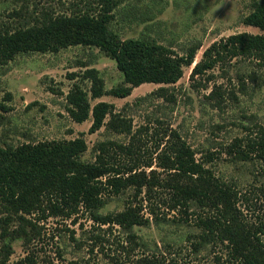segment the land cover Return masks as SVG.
Returning <instances> with one entry per match:
<instances>
[{"label":"rangeland","instance_id":"obj_1","mask_svg":"<svg viewBox=\"0 0 264 264\" xmlns=\"http://www.w3.org/2000/svg\"><path fill=\"white\" fill-rule=\"evenodd\" d=\"M97 1L0 0V30L32 24L43 12L69 14L85 5L98 7ZM254 2L264 0H124L115 10L113 26L122 39L150 37L178 55L184 54L189 45L200 42L195 55L197 62L215 41L241 32L264 34L261 28L243 22L253 11ZM87 67L100 70L106 89L123 81L115 59L96 46L70 45L55 52L22 51L7 62L0 60L1 144L17 147L84 134L88 149L82 158L95 161V146L100 141L131 143L142 162L152 161L153 166L146 171L154 169L155 181L203 186L196 177L157 166L158 148L167 142V132L179 131L200 158L207 151L218 152L235 137L246 135V126L253 127L256 123L264 126V78L248 81L247 92L239 90L237 74L243 72L247 77L256 64L253 59L235 57L198 76L201 84L197 86L190 79L192 66H184V74L175 84L145 82L127 97L103 95L91 100L92 105L101 100L114 103L117 110L133 121V130H140L135 137L106 126L90 133L92 117L74 121L66 100L74 83L89 89L90 82L81 81V73ZM73 72L78 76L71 78ZM161 86L170 88L176 102L157 95L138 101ZM217 86L222 95L209 99L207 95ZM230 90L237 99L229 94ZM221 97L224 101L218 106L215 103ZM117 151L115 147L110 150L109 161L116 162V157L118 160L122 157V162L129 160ZM217 157L212 164L216 175L236 181L241 189L264 182L257 160H234L226 153ZM134 192V188H129L119 196L109 197L101 212L124 210L129 201H136ZM172 193L161 184H156L150 193L143 189L137 201L143 200L146 208L142 213L150 223L134 226L136 236L119 225L96 222L82 207L78 213L66 217L55 214L46 198L42 210L15 213L0 200V263L5 258L4 245L11 246L6 264H14L26 256L34 264H143L142 258L152 254L167 258V262L174 259L176 264H214L217 255L226 259L227 250H222L220 243L195 247L201 229L192 216L186 220L184 212L170 208ZM253 201L256 213H261L260 201ZM150 209L155 214H150Z\"/></svg>","mask_w":264,"mask_h":264},{"label":"trees","instance_id":"obj_2","mask_svg":"<svg viewBox=\"0 0 264 264\" xmlns=\"http://www.w3.org/2000/svg\"><path fill=\"white\" fill-rule=\"evenodd\" d=\"M124 0H98L97 6L85 5L69 14L52 15L43 12L32 24H23L14 29L0 30V60L7 62L22 51H58L70 45L96 46L115 59L123 73V81L106 89L99 69L87 67L81 73V81H89V89L79 82L74 83L66 95L67 109L72 119L83 122L90 116L92 123L89 132L100 130L103 126L119 133L135 137L140 130H133V121L117 110L112 102L91 100L103 95L124 98L132 90L145 82L175 84L184 74V66H192L190 79L197 86V77L206 75L218 64L228 59L242 57L255 60L256 69L250 70L246 77L243 72L237 75L239 90L247 92L248 81L264 78V34L241 32L213 42L207 47L202 58L195 62L200 42L189 45L184 54L178 55L172 49L159 44L150 37L122 39L115 30L116 9ZM243 22L264 30V2H254L253 11L244 17ZM258 71H261L259 74ZM71 78L78 76L70 74ZM212 76V75H210ZM210 79V77H209ZM201 84V83H200ZM220 86L215 87L207 97L222 95ZM238 98L234 91L230 93ZM149 95H157L176 102L174 93L167 86H161ZM224 98L215 104L220 106ZM143 127H141L142 129ZM244 136L235 137L230 143L222 145L218 152L207 151L204 157H197V151L177 131L165 134L168 137L163 147H159L156 163L158 167L179 175L198 178L203 186L191 183H160L154 179L152 161H141L133 144L100 141L95 146V161H86L82 155L88 149L83 135L73 139L43 140L23 143L14 147L3 146L0 141V200L15 213H32L42 210L46 198L51 201L55 214L70 217L84 208L91 218L100 224H116L131 236L134 226H146L150 219L142 213L146 206L139 200L143 189L151 192L156 184L172 190L170 208L179 209L195 219L201 229L200 245L214 242L226 249V259L215 256L214 264H264V182L241 189L234 180L228 181L216 175L213 161L218 154L226 153L234 160L260 163V174L264 177V126H246ZM115 147L122 157L116 162L108 160L110 150ZM210 163V165L208 164ZM134 188V200L118 212L102 213L107 199L119 196L127 189ZM53 198L56 199L53 202ZM261 203V213H256V202ZM150 214H155L150 209ZM251 213V215H249ZM26 220L24 215H21ZM6 264L11 246L4 245ZM155 254L142 258L143 264H176L174 259ZM14 264H34L26 256Z\"/></svg>","mask_w":264,"mask_h":264}]
</instances>
